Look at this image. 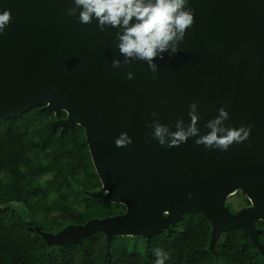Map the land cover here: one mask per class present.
<instances>
[{
    "label": "water",
    "instance_id": "95a60500",
    "mask_svg": "<svg viewBox=\"0 0 264 264\" xmlns=\"http://www.w3.org/2000/svg\"><path fill=\"white\" fill-rule=\"evenodd\" d=\"M72 6V0H0V10L12 13L0 36V122L38 108L54 114L52 128L61 133L81 126L102 184L84 193L125 210L57 232L32 229L49 247L82 243L95 232L108 241L150 239L185 213L200 212L216 257L218 241L233 228L264 255L258 227L264 222V0H189L195 23L179 52L155 60V79L144 61L113 68V59H124L117 29L100 31L96 20L78 23V13H67ZM192 102L198 103L201 134L223 107L226 126L253 125L249 138L226 152L205 150L196 137L172 148L146 139L153 132L146 123L156 119L152 112L175 131L178 118L190 123ZM122 133L133 142L116 147ZM238 193L249 203L233 210L228 200Z\"/></svg>",
    "mask_w": 264,
    "mask_h": 264
},
{
    "label": "trees",
    "instance_id": "16d2710c",
    "mask_svg": "<svg viewBox=\"0 0 264 264\" xmlns=\"http://www.w3.org/2000/svg\"><path fill=\"white\" fill-rule=\"evenodd\" d=\"M54 119L33 108L0 122V264H155L157 248L169 253L167 264H264V255L240 228L223 233L216 257L208 249L209 222L200 212L185 213L171 230L150 239L125 235L108 241L95 232L82 243L49 247L33 226L57 232L70 223L125 210L84 193L102 186L84 129L76 125L61 133L52 128ZM43 120L49 121L42 125ZM44 153L52 162H43ZM258 227L264 244V222ZM136 237L145 243L130 247L127 239Z\"/></svg>",
    "mask_w": 264,
    "mask_h": 264
},
{
    "label": "clouds",
    "instance_id": "9594fccd",
    "mask_svg": "<svg viewBox=\"0 0 264 264\" xmlns=\"http://www.w3.org/2000/svg\"><path fill=\"white\" fill-rule=\"evenodd\" d=\"M73 6L67 9L70 16L77 17V22L88 25L97 21L100 31L111 27L117 29L116 37L119 54L124 57L121 61L113 59L112 67H127L133 61H144L155 79L158 65L156 59H164L167 52L169 58L179 52V45L184 40L186 31L195 23L194 9L189 7V0H72ZM11 9L0 10V36L11 24ZM128 80L134 79V74L126 73ZM198 103L189 104L188 116L190 123L185 124L182 118L175 122V131L169 125L159 122V113L152 112L156 117L146 127L153 132L146 139H155L167 148L179 147L187 143L189 138L196 137L195 144L203 145L205 150L218 149L226 152L230 146L240 144L250 136L253 125H241L239 128L226 126L229 119L228 111L221 107L218 115L209 120L205 127L210 129L201 134L198 122L201 116ZM171 123V121H170ZM132 138L122 133L116 140V147H127L132 144ZM191 199V194H189ZM234 208V206H233ZM155 264H167L169 253L163 249H154Z\"/></svg>",
    "mask_w": 264,
    "mask_h": 264
},
{
    "label": "rangeland",
    "instance_id": "374dc122",
    "mask_svg": "<svg viewBox=\"0 0 264 264\" xmlns=\"http://www.w3.org/2000/svg\"><path fill=\"white\" fill-rule=\"evenodd\" d=\"M49 120H43L42 125H44V123H48ZM42 160L44 163H50L52 162V157L49 154H42L41 155ZM238 194L233 195L232 197L229 198L228 202L230 201L231 203H233L234 205V210L238 209L242 206H244V201H245V197L240 195L237 196ZM56 213V212H55ZM129 246L130 247H137V246H143V244L145 243L141 238H128L127 239Z\"/></svg>",
    "mask_w": 264,
    "mask_h": 264
},
{
    "label": "flooded vegetation",
    "instance_id": "af4514ba",
    "mask_svg": "<svg viewBox=\"0 0 264 264\" xmlns=\"http://www.w3.org/2000/svg\"><path fill=\"white\" fill-rule=\"evenodd\" d=\"M245 203V202H244Z\"/></svg>",
    "mask_w": 264,
    "mask_h": 264
}]
</instances>
